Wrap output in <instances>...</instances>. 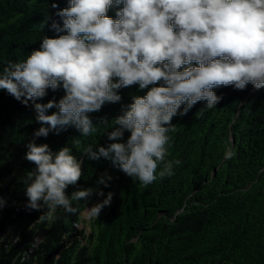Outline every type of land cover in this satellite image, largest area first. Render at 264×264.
Masks as SVG:
<instances>
[{
	"label": "clouds",
	"instance_id": "9594fccd",
	"mask_svg": "<svg viewBox=\"0 0 264 264\" xmlns=\"http://www.w3.org/2000/svg\"><path fill=\"white\" fill-rule=\"evenodd\" d=\"M52 7L59 9L57 4ZM110 10L115 18L108 15ZM55 15L58 20L47 16L41 26L59 38L44 36L38 50L22 62H7L0 71V91L31 106L42 125L26 145L24 159L36 167L27 173L25 208L39 211L38 222H47L49 229L58 208L73 213V202L81 201L86 207L79 218L86 217L90 228L111 205L113 193L101 203H88L94 195L105 196L99 186L109 187L113 177L105 173L96 188L79 187L85 160L67 146L54 152L46 143L37 144L40 138L70 128L81 137L102 132L108 141H121L130 133L124 143H108L98 150L97 142L90 144L83 156L90 161L105 158L147 186L174 175V166L181 163L166 160L169 133L176 131L174 117L187 115L198 102H206L205 109L217 108L223 97L214 89L221 86L264 89V0H68ZM133 85L141 92L153 87L146 95L132 96V103L111 123L107 118L93 121L91 113L121 102L120 91ZM61 87L65 95L59 102H37L49 89ZM54 108L57 111L49 115ZM234 156L229 141L223 159ZM69 186L79 190L69 195ZM7 205L0 196V211ZM18 243L20 237L11 233L0 237L8 251ZM28 257L25 253L22 264Z\"/></svg>",
	"mask_w": 264,
	"mask_h": 264
},
{
	"label": "trees",
	"instance_id": "16d2710c",
	"mask_svg": "<svg viewBox=\"0 0 264 264\" xmlns=\"http://www.w3.org/2000/svg\"><path fill=\"white\" fill-rule=\"evenodd\" d=\"M67 4L68 0H0V71L7 62H22L38 50L44 36L59 38L41 25L47 16L58 20L56 11ZM108 15L115 18L114 11ZM148 90L139 91V85L125 88L119 93L121 102L106 104L90 115L94 122L107 118L111 123L132 103V96L146 95ZM214 91L223 97L217 108L205 109L206 102H198L187 115L173 118L176 131L169 133L166 160L181 163L174 166V175L147 186L105 158L90 161L83 156L90 144L97 142L98 150L108 143H124L130 133L121 141H108L102 132L81 137L70 128L37 140L54 152L67 146L85 160L79 187L96 188L105 173L113 177L109 187L99 186L105 196L94 195L88 203L94 199L101 203L113 193L111 205L90 224L85 245L72 241L85 202H73V213L58 208L50 229L47 222H38L39 211L25 208L27 173L36 167L24 159L26 145L42 125L31 106L0 91V196L8 201L0 211V234L9 224L22 229L20 243L9 253L0 252L1 264H13L45 230L48 235L37 252L38 264H264V89L221 86ZM64 95L62 87L49 89L48 96L37 102H59ZM229 141L235 156L226 161ZM79 187L66 191L71 195ZM64 234L72 241L67 249Z\"/></svg>",
	"mask_w": 264,
	"mask_h": 264
},
{
	"label": "built area",
	"instance_id": "2783aa9c",
	"mask_svg": "<svg viewBox=\"0 0 264 264\" xmlns=\"http://www.w3.org/2000/svg\"><path fill=\"white\" fill-rule=\"evenodd\" d=\"M88 221H87L86 217H83L81 215L80 216V222L75 225L76 231H77L76 233H79L75 237V240H79L82 245H84L86 243V240L88 239V237L90 235V228H89V222ZM77 225H79V227H77ZM48 227H49V224H48ZM9 233H11L12 235H15V236H19L20 240H21L22 230L14 227L12 225H7L5 227V229L3 231H1L0 237H7ZM46 234L47 233L44 231V232L40 233L37 237H35L33 239L32 243L30 244V247L26 251L21 253L14 260L13 264H16V262L22 264L25 253H29V257H28L26 264H38L37 252L39 250L40 245L42 243H44V241L46 239ZM37 240L39 241V243L37 244L36 247H33V242L37 241ZM65 240H66V246L68 247L70 244H69V240L67 238V235L65 236ZM15 247H13L10 251H8L4 248V245H0V250H6L7 252H11ZM58 258H59V256H58Z\"/></svg>",
	"mask_w": 264,
	"mask_h": 264
},
{
	"label": "water",
	"instance_id": "95a60500",
	"mask_svg": "<svg viewBox=\"0 0 264 264\" xmlns=\"http://www.w3.org/2000/svg\"><path fill=\"white\" fill-rule=\"evenodd\" d=\"M234 142H235V140H234Z\"/></svg>",
	"mask_w": 264,
	"mask_h": 264
}]
</instances>
